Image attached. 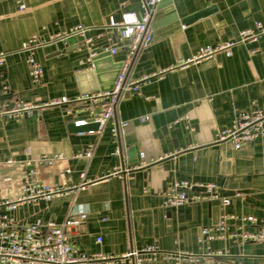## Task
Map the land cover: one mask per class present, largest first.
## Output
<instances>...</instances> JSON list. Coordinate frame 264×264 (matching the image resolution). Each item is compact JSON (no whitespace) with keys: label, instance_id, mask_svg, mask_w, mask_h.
Returning a JSON list of instances; mask_svg holds the SVG:
<instances>
[{"label":"crops","instance_id":"0c3cea01","mask_svg":"<svg viewBox=\"0 0 264 264\" xmlns=\"http://www.w3.org/2000/svg\"><path fill=\"white\" fill-rule=\"evenodd\" d=\"M143 2L0 0V50L6 53L0 86L10 89L3 100L41 104L80 95L76 76L90 68L84 61L92 50L99 54L119 47L111 56L116 64L125 61L126 51L115 37H102L82 48L81 39L49 42L50 38L77 25L88 27L87 36L94 38L110 16L119 20L123 13L142 15ZM171 6V12L157 10L150 26L170 13L177 20L151 27L152 40L137 52L128 73L132 79L157 76L143 83L138 93L124 96L101 134L71 131L73 119L65 114V106L35 110L18 122L0 120V202L30 196L23 191L29 170L23 163L44 156L61 155L62 160L51 169L35 164L37 179L64 189L49 200L22 201L12 211L0 207V215L19 225L38 220L60 224L72 208L87 211L86 225L70 234L73 244L79 252L115 257L153 245L166 253H197L200 229L214 224L223 213L264 220V142L256 140L235 150L229 141H216L238 113L264 112V34L239 42L242 31L253 30L255 23L264 25V0H175ZM211 7L213 14L180 24L184 17ZM34 35L49 42L34 52L43 67L40 84L31 82L27 53L21 48ZM229 43H235L230 56L221 51L211 61L182 66L202 47ZM121 122L128 126L116 139L112 130ZM89 146L92 157H79ZM117 149L120 155H115ZM139 153L144 154L142 159ZM8 159L17 163L8 165ZM123 165L130 171L127 176L103 177ZM66 168L71 172L65 174ZM81 172L84 181H93L85 190L79 188ZM177 181L212 183L231 204L219 209L214 202L203 201L168 208L159 193ZM98 238L101 244L96 243ZM224 246L228 252L223 257L201 264H264V243L210 244L213 250ZM151 264L175 263L158 258Z\"/></svg>","mask_w":264,"mask_h":264},{"label":"built area","instance_id":"2783aa9c","mask_svg":"<svg viewBox=\"0 0 264 264\" xmlns=\"http://www.w3.org/2000/svg\"><path fill=\"white\" fill-rule=\"evenodd\" d=\"M163 0H144L143 11L140 16L135 14L123 13L119 20L110 16L108 23L101 26L100 32L94 38L88 37L90 30L84 25H77L69 28L63 34L50 38V41H62L70 38L82 40V47H91L95 40L105 37L114 38L116 44L126 51V59L121 62L116 81L113 88L108 91H94L76 95L73 97H59L49 99L45 103H27L22 100H15L9 104L3 99L10 94L7 85L0 86V120L6 122H18L25 117H31L35 110L49 108V106H65L66 112L73 119L75 127H84L88 124H97L96 131H87L89 133L101 134L102 128L115 117L116 107L126 94L138 93L143 83L149 82L151 78L157 76H142L139 78H128V73L132 61L140 49L149 46L152 36L150 21L152 15L156 12V6ZM175 1V0H171ZM20 11L25 9L21 4ZM264 34V25L255 23L253 30L242 31L239 35V42L253 41L258 36ZM48 42V43H49ZM48 43L40 42L39 37L34 35L25 42L21 48L27 53L26 65L31 82L40 84L43 77V67L36 61L34 52ZM235 43L223 44L216 47L205 46L191 59H186L182 66L192 63H202L211 61L214 56L223 51L226 56H230V48ZM119 47H113L109 50L111 56L116 55ZM255 52V51H253ZM252 52V54H253ZM97 55L96 50H92L85 59L84 64L92 69L91 59ZM6 53L0 50V67L4 66ZM3 98V99H1ZM148 118H141L146 121ZM128 126V122H121L118 128L113 129V137L118 139L124 133L123 129ZM261 140L264 142V112L262 110H249L240 112L234 118L231 125L222 130L216 136V141H229L235 150H239L244 144ZM93 149L87 148L84 154L79 155L89 160L92 157ZM120 149L115 151V155H120ZM139 157H144L139 153ZM62 160L61 155H50L34 160V162L25 161L23 166L29 168L26 177L22 183L24 192H29V197L17 196L16 200L5 199L0 202V207L6 210H15L18 203L36 198L51 199L55 195L63 192V188L58 186H48L42 184L37 179L38 170L35 164L51 169V167ZM8 165L16 164L12 159L5 162ZM71 172L70 168L64 170L65 174ZM130 171L125 169L124 165L115 168L105 174L103 177L127 176ZM79 179L82 181L79 188L85 190L93 181L85 180V173H79ZM9 184L7 178L3 179ZM163 198V203L168 208H177L183 205L201 203L209 201L218 203L219 209L228 207L231 204L229 197L221 195L216 186L212 183H195L190 181H177L171 183L166 189L159 193ZM238 196V195H237ZM87 211L79 209H70L65 216V220L57 224L54 221L41 223L39 220L29 225H19L9 218L6 214L0 215V264H115L132 261L133 264H151L159 258L163 261H174L175 264H201L202 261L213 260L223 257L228 250H213L210 244L214 241L241 245L246 243H264V220L247 215H231L223 213L217 222L200 229L198 237L197 253L192 252H173L166 253L158 249L156 245L148 246L138 251H131L121 257H115L101 252L84 253L79 252L71 240V233L76 228L86 225ZM101 238L96 243L101 244Z\"/></svg>","mask_w":264,"mask_h":264},{"label":"water","instance_id":"95a60500","mask_svg":"<svg viewBox=\"0 0 264 264\" xmlns=\"http://www.w3.org/2000/svg\"><path fill=\"white\" fill-rule=\"evenodd\" d=\"M172 1L171 0H163L156 6V11H164L165 13L171 12L172 10ZM214 8H206L201 10V12L195 13L193 15H189L184 17V19L180 20L181 25H186L197 20H201V18H205L214 12ZM177 20V16L175 13H170L164 19L157 21L151 25L152 28H156L159 26L166 25L169 22ZM106 59V61H103ZM92 69L88 71H83L82 73L76 76V80L80 85V94L94 91H108L113 88L115 83V79L117 74L122 67V63H113L111 55L109 52H104L103 50H99V54L94 56L91 59ZM103 63H107V67L104 68L102 66ZM3 99V98H1ZM98 128L97 124H88L84 127H75L74 124H70L69 129L75 132H84V131H96ZM218 208V203H215ZM217 222V221H216ZM215 222V223H216ZM187 264V263H182ZM217 264V263H216Z\"/></svg>","mask_w":264,"mask_h":264}]
</instances>
